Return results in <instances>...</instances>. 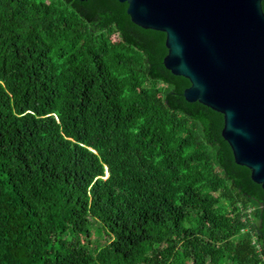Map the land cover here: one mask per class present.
Instances as JSON below:
<instances>
[{
    "label": "trees",
    "instance_id": "1",
    "mask_svg": "<svg viewBox=\"0 0 264 264\" xmlns=\"http://www.w3.org/2000/svg\"><path fill=\"white\" fill-rule=\"evenodd\" d=\"M164 40L118 0H0V264H264V188Z\"/></svg>",
    "mask_w": 264,
    "mask_h": 264
},
{
    "label": "water",
    "instance_id": "2",
    "mask_svg": "<svg viewBox=\"0 0 264 264\" xmlns=\"http://www.w3.org/2000/svg\"><path fill=\"white\" fill-rule=\"evenodd\" d=\"M118 1L134 24L165 34L164 67L189 80L187 101L223 114L235 162L264 188L263 0Z\"/></svg>",
    "mask_w": 264,
    "mask_h": 264
},
{
    "label": "rangeland",
    "instance_id": "3",
    "mask_svg": "<svg viewBox=\"0 0 264 264\" xmlns=\"http://www.w3.org/2000/svg\"><path fill=\"white\" fill-rule=\"evenodd\" d=\"M95 225L93 223V225L90 227V240L92 243H95L97 241L99 242H102L105 240V238L107 237L106 234H104V237L103 236H100V233L102 232V228L98 227L95 229ZM95 244H93L94 246Z\"/></svg>",
    "mask_w": 264,
    "mask_h": 264
}]
</instances>
